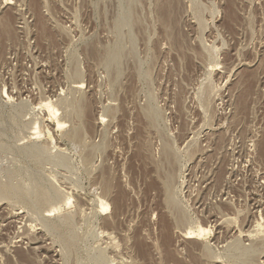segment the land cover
Returning a JSON list of instances; mask_svg holds the SVG:
<instances>
[{
	"label": "rangeland",
	"instance_id": "obj_1",
	"mask_svg": "<svg viewBox=\"0 0 264 264\" xmlns=\"http://www.w3.org/2000/svg\"><path fill=\"white\" fill-rule=\"evenodd\" d=\"M263 224L264 0H0V264H264Z\"/></svg>",
	"mask_w": 264,
	"mask_h": 264
},
{
	"label": "bare ground",
	"instance_id": "obj_2",
	"mask_svg": "<svg viewBox=\"0 0 264 264\" xmlns=\"http://www.w3.org/2000/svg\"><path fill=\"white\" fill-rule=\"evenodd\" d=\"M161 14L164 16V17H167V8L163 5V6H161ZM212 65V64H211ZM212 69V68H211ZM7 97V96H6ZM46 107H48V108H52V107H50V106H46ZM33 108V107H32ZM47 111H48V114L51 116V118H53L52 117V115H53V111H52V109H47ZM55 112V111H54ZM49 116V117H50ZM55 116V115H54ZM58 122V121H57ZM40 123V122H39ZM61 122L59 121L57 124H56V127L58 126H60L61 124H63V123H61ZM36 125V124H35ZM38 125V124H37ZM62 126V125H61ZM60 128V127H59ZM62 128V127H61ZM36 129V128H35ZM34 132H39V131H34ZM42 133V132H41ZM37 134V136H39L40 137V135H38V133H34V135H36ZM43 135V134H42ZM62 151V150H61ZM101 181V180H100ZM101 183V182H100ZM104 193V192H103ZM108 193V192H107ZM110 193V192H109ZM107 196V195H106ZM99 199V198H98ZM97 199V201L100 203V205H98V206H100V210H102V211H105V210H107V208H108V203H106V201L103 199V201L102 200H98ZM112 199V198H111ZM114 199V198H113ZM112 199V200H113ZM94 200V199H93ZM96 200V199H95ZM114 201H115V199H114ZM96 202V201H95ZM94 203V202H93ZM96 204H98L97 202H96ZM115 204H117V203H115ZM112 206H114V205H112ZM120 207V206H119ZM113 210H115V209H113ZM118 210H119V208H118ZM163 219V218H162ZM264 225V224H263ZM195 228V227H194ZM193 228V229H194ZM188 229V228H187ZM208 231H209V229L207 228H203V227H201V226H198V228L195 230H191V228H190V230H188V231H186L185 232V236H183L184 238L186 237L187 239H195V240H202L203 238H206L205 236L208 234ZM251 232V231H250ZM107 233V232H106ZM109 233V232H108ZM110 236V235H109ZM209 236V235H208ZM204 240V239H203ZM23 258H24V256H22Z\"/></svg>",
	"mask_w": 264,
	"mask_h": 264
}]
</instances>
